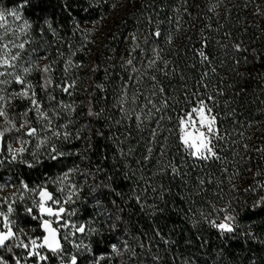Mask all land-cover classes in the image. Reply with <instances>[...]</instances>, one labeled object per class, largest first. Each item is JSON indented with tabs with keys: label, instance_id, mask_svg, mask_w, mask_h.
<instances>
[{
	"label": "snow or ice",
	"instance_id": "obj_1",
	"mask_svg": "<svg viewBox=\"0 0 264 264\" xmlns=\"http://www.w3.org/2000/svg\"><path fill=\"white\" fill-rule=\"evenodd\" d=\"M83 2L86 4V7L82 8L85 14L92 9L98 10L102 3L113 9L117 6L113 0ZM129 2L135 3L136 0ZM46 4L48 0H17L16 7L7 10L0 8V169L6 165H22L28 169H36L46 162L55 166L66 157L81 156L75 150L61 151L54 143L71 142L73 139V134L67 130L71 121L63 124L57 121L60 119L61 110L75 112V108L57 100L53 93L59 89L71 95L70 89L75 88V81L69 83L65 77L56 82L52 73L57 60L55 58L49 60L47 50L41 56L36 49L30 47L35 21L39 22L35 26L42 38L46 32L51 33L53 37H59L63 28V25L57 23L55 13L37 14V9L39 13H47ZM59 6L67 13L72 23L73 34L77 31L84 33L85 36L90 34L88 29L81 27L80 21L73 15L69 0H60ZM193 6L199 7L196 4ZM222 6L224 0H215L208 6V11L216 15L217 21ZM166 10H170L174 15L165 14L161 18L160 13H166ZM29 11L31 19L27 15ZM230 11L224 7L225 19ZM262 14L264 13H261L260 6L257 5L255 15ZM185 15L193 17L189 11V0H174L171 5L166 0H161L159 7L154 8L153 14L145 17L148 25L147 35L139 29L129 34L131 43L125 49L127 55L120 58L121 63L117 69L124 73L119 77L120 91L114 105L120 116L119 119L112 121L124 131L119 135L111 133L110 138L113 139L117 153L113 160L119 161L118 167L114 165L113 175L118 174L123 180L130 181L131 187L126 194L117 192L110 183L104 184L103 181L89 187V192H96L97 187L102 184L104 188L113 192L121 203L133 202L134 206L146 215L163 212L164 209L159 207V203H165V193L170 192V188H166L165 184L159 181L169 177L171 180L177 178L184 180L189 175L186 171L188 160L193 162V168L199 167L201 171L211 162L222 164L225 162V158L220 155V151L223 150L220 142L225 140L227 134L222 132L218 121L220 114L215 111L220 106L218 97L223 96L224 91L211 79L212 75L217 74L216 64L219 58L215 51L210 50V46L215 44L220 51L230 48L234 64L237 66L242 62L249 63V54L253 61L264 60V50L257 51L253 48L250 52L248 47L243 46L242 40L239 42L232 40L230 32L222 33L226 38L223 42L209 35L208 33H220L224 25L217 22L213 27L212 18L206 16L203 27L198 30L199 47L191 45L192 37H187L192 58L195 60V63L187 67L195 69L199 65L204 69L199 72L194 85L189 87L186 76L179 71L178 61L174 64L172 60L166 58L165 52V48L173 51L172 45L176 38L174 33L178 34L182 30L181 20ZM9 17L12 23H9ZM102 19L104 16L100 15L91 23H99ZM84 23L90 22L85 19ZM165 24L168 25L167 29L163 28ZM67 46L71 49V43ZM26 54L29 57L27 60L24 59ZM33 54L35 59H31ZM57 55L64 57V53L59 50ZM71 55L74 56L75 52H71ZM176 55L179 56V50H176ZM41 61L48 62L41 64ZM219 64L223 67V60H219ZM74 67L81 65L68 58L64 62L63 71L67 73ZM107 71L105 69L106 73ZM33 73L40 74V79L35 83L29 79ZM237 74L239 75L238 72ZM257 75L264 76V73ZM173 77L179 78L182 82L181 87L177 88L171 84ZM12 85L19 87L12 88ZM37 88L45 94L43 97L38 98ZM240 91L243 92L244 89ZM17 99L27 101V105L20 113L14 114L10 112V106ZM88 115L99 117L101 113L90 109ZM144 133L147 135L144 136ZM96 135L103 137L104 133L97 131ZM136 135L144 140L145 149L138 159L130 162L129 158L135 156V145L128 142L135 139ZM75 139H81L79 132ZM247 147L244 145L245 149ZM88 148H91V144ZM257 151L264 152V148ZM176 153H181L179 160L176 159ZM85 158L81 156V159ZM149 164L152 168H149ZM145 169L151 174L145 172ZM101 171L104 170L97 168V172ZM222 171L227 172L228 169L224 168ZM75 173H80L85 179L91 175L81 173L79 167L73 165L62 170L55 178L44 173L43 180L35 184H30L20 176L0 177L3 181L0 182V193L6 189L12 190L8 195H0V264H52L53 261L56 264H102V262L111 264L114 257L123 255L121 246L111 241L108 242L107 249H103L107 237L100 228L94 227L91 221L88 223L73 221L72 218L78 211L73 205L81 200L83 192L82 185L72 182L71 178ZM113 175H107L106 179L111 182ZM207 175L208 183L213 184L211 173ZM235 175H239V172L228 176L230 191L233 192L237 190V186L232 184ZM255 175L260 176L264 173L258 171ZM194 179L196 183L193 190H203L204 177L198 175ZM50 185L53 186L51 190ZM257 190L264 192V182H258L255 187L250 186L244 191ZM149 193L155 195L150 196ZM149 199H152V204H148ZM26 201L29 203H25ZM234 201L235 197L227 201L224 208L210 204V212L200 213L203 221L215 229L225 243L239 240L242 244L251 241L264 245V235L253 231L251 223L240 222L243 216H249L251 220L264 218V195L259 196L251 204ZM96 203L99 204V200ZM111 203L116 208V213L110 214L108 218L111 225L109 230L116 228V223L121 221L120 213L125 212V208L115 199ZM18 205L22 207L25 216L35 221L27 230L17 223ZM106 211L104 209L98 214L104 215ZM191 211L192 209H189V212ZM195 226L193 224V227ZM37 229L40 234L34 235ZM144 235L147 236V233ZM155 237H159L165 245L169 243L158 229L154 230L153 238ZM85 238L88 239L87 243ZM129 239L137 240L141 248L145 246L143 242H139V237L129 236ZM65 245L70 246L73 251H66ZM121 245L124 252L136 255L128 240L121 241ZM159 259L158 256L154 257V260ZM261 259L264 260V257ZM249 260L250 264H261L255 256H250ZM119 264H125V261L121 260ZM182 264H189L188 259ZM191 264L195 262L192 261Z\"/></svg>",
	"mask_w": 264,
	"mask_h": 264
},
{
	"label": "trees",
	"instance_id": "obj_2",
	"mask_svg": "<svg viewBox=\"0 0 264 264\" xmlns=\"http://www.w3.org/2000/svg\"><path fill=\"white\" fill-rule=\"evenodd\" d=\"M113 2L117 5L114 9L102 3L98 10L92 9L85 14L82 11V8L86 7L83 0H69L73 15L80 21L81 27L89 30L90 34L87 36L79 31L73 34L72 23L67 13L60 9V0H48V4L45 5L48 9L47 13H39V10H36L38 15L55 13L57 23L63 25L59 37H53L51 33L46 32L41 45L47 50L49 60L53 58L57 60L52 73L54 80L61 81L62 75L65 74L64 62L68 58H71L75 64L81 65L70 68L71 74L76 72H80L81 75L87 74V77L80 81L82 86L79 83L75 90L70 89L71 95L59 89L53 93L57 100L75 108V112L61 110L60 119L57 121L59 124L71 121L67 130L73 134V139L71 142L58 141V143L66 144L65 152L75 150L86 158L81 159V156L73 155L66 157L55 166L46 162L36 169L11 165L4 168V172L9 173L13 178L23 177L30 184L43 180L44 173L48 176L61 173L72 163L79 167L81 173H91L86 179L80 173H75V176H78L76 183L83 186L81 200L74 205L78 208L76 219L84 223L91 221L94 227L104 232L107 240L103 249H107L109 241L121 246L123 255L114 257L111 264H119L121 260L125 261V264H182L185 259H188L189 264L192 261L195 264H250V256H255L261 264H264V260L261 259L264 257V245L251 241L242 244L239 240L225 243L217 231L205 223L200 215L201 212L207 214L211 211L210 204L224 208L227 206V201L233 197L241 204H251L259 196L264 195V192L259 190L244 191L250 186L255 187L258 182H264V175H255L258 171L264 173V158H262L264 152L257 151L264 148V76L257 75L264 73V60L253 61L250 54L249 63L242 62L237 66L234 64L230 48L220 51L215 44L210 46V50L215 51L219 60L224 62L221 67L219 60L217 61V74L211 76V79L224 91V95L218 97L220 106L215 109L220 114L218 121L222 132L227 134L225 140L220 142L223 149L220 155L225 158L223 164L211 162L201 171L199 167L193 168V162L188 160L186 171L189 175L184 180L179 178L171 180L169 177L159 181L164 183L166 188H170V192L165 193V203L158 202L159 207L164 209L163 212H157L155 215H146L145 212L139 211L133 202L121 203L119 198L102 184L97 187L96 192H89L90 186H95L101 181L104 184L110 183L111 187L121 194H126L131 187L130 181L123 180L118 174L113 175L114 165L118 167L119 161L113 160L117 153L113 139L110 137L111 133L119 135L124 131L123 128H118L112 123L120 116L114 105L120 91L119 77L124 75L117 69L121 63L120 58L127 55L125 49L131 43L129 34L139 29L147 35L148 25L145 17L153 14L154 8L159 7L161 0H136L135 3H130L129 0H113ZM166 2L171 5L174 0H166ZM214 2L215 0H189V11L195 19L185 15L181 20L182 30L178 34L174 33L176 38L172 45L173 51L165 48L166 58L172 60L174 64L178 61L179 71L186 76L189 87L194 85L199 72L204 69L199 65L195 69L187 67L195 63L187 37H192L191 45L199 47L198 30L203 27L206 16L212 18L213 27L217 22L224 25L220 33H208L215 39L223 42L226 38L222 33L227 31L231 33L232 40L237 42L242 40L243 46L248 47L250 52L253 48L257 51L264 50V14L255 15L257 5L260 6L261 13H264V0H224V6L219 9L218 21L216 15L208 11V6ZM193 4L199 7H194ZM16 5L17 0H0L2 7H16ZM225 6L231 10L227 19L224 18ZM165 14L174 15L170 10H166V13H160L161 18ZM27 15L31 19V11ZM100 15H103L104 19L99 23H91ZM85 19L90 23L85 24ZM38 23V21L34 22L32 32L41 39L35 26ZM163 28L167 29L168 25L165 24ZM60 37L63 39L61 40ZM69 43L71 49L67 46ZM161 46H163L162 42ZM57 50L64 53L63 58L57 55ZM176 50H179L178 57ZM71 52H75V55L72 56ZM105 69L108 70L107 73ZM171 84L179 88L182 82L178 77H173ZM241 89L244 91L241 92ZM237 92L240 94L236 95ZM90 109L101 115L89 116ZM97 131L103 132L104 136H97ZM77 132L81 139H75ZM146 135L147 133H144V136ZM128 143L135 145V156L129 158L131 162L140 157L145 144L139 135ZM89 144L91 148H88ZM244 145L248 146L247 149ZM171 155L170 152L169 156ZM180 156L181 153H176L177 160ZM97 168L104 171L97 172ZM149 168H152L151 164ZM224 168L228 171L223 172ZM237 171L239 175L233 176L232 179V184L237 186V190L233 192L230 191L228 176ZM145 172H148V169H145ZM207 173H211L213 184L208 183ZM0 174L2 176L3 172L0 171ZM107 175H113L111 182L106 179ZM198 175L205 179L203 190H193V185L196 183L194 178ZM215 181L221 183L216 184ZM149 195L155 194L149 193ZM114 199L125 208V212L120 213L121 221L116 223V228L109 230L111 225L108 223V218L110 214L116 213V208L111 203ZM97 200L99 204L96 203ZM125 200H127L126 195ZM152 202V199L148 200V204ZM17 208L18 211L23 210L21 206ZM104 209L107 210L104 215L98 214ZM129 209L131 211H128ZM189 209L192 211L189 212ZM240 222L251 223L253 231L264 235V218L251 220L249 216H243ZM27 224L34 225L35 221L28 218L23 222V226ZM193 224L196 226L193 227ZM155 229H158L169 241L167 245L159 237L153 238ZM145 233L147 236L144 235ZM129 236L139 237V242H143L145 246L139 247L138 241L129 239ZM85 240L88 242L87 238ZM123 240H128L131 248L135 249V256L123 251L121 245ZM157 256L160 258L158 261L154 260Z\"/></svg>",
	"mask_w": 264,
	"mask_h": 264
},
{
	"label": "rangeland",
	"instance_id": "obj_3",
	"mask_svg": "<svg viewBox=\"0 0 264 264\" xmlns=\"http://www.w3.org/2000/svg\"><path fill=\"white\" fill-rule=\"evenodd\" d=\"M0 8H3V9H5V10H7V9H10V8H13V7H2V6H0ZM9 23H12V21H11V18L9 17ZM42 40H43V38H41V39H39V38H37L34 34H33V32H32V44H31V48H34V49H36V52L39 54V55H41V56H43L44 55V52H45V48H44V46H41L42 45ZM29 57H28V55L26 54L25 55V57H24V59L25 60H27ZM31 59H35V54H33L32 56H31ZM43 63H47V61H41V64H43ZM79 76V77H78ZM65 77L67 78V80L68 81H75V88H73L74 90L78 87V85H79V83H80V81H82L83 80V78H86L87 77V74H83V75H81V73L80 72H76V73H70V71L69 72H67V73H65V74H63L62 75V77H61V80H63V79H65ZM29 79H31L34 83L35 82H37L39 79H40V74L39 73H33V75L31 76V77H29ZM82 79V80H81ZM71 82H69V83H71ZM82 83V82H81ZM80 83V86H82V84ZM79 86V87H80ZM12 88H17L18 89V87L19 86H17V85H12L11 86ZM79 89H81V87L79 88ZM37 93H38V98H41V95H42V97H43V93H41L40 92V90H39V88H37ZM70 97H72V96H70ZM61 100H63V99H61ZM26 105H27V101H20V100H16L15 102H14V104L12 105V106H10V112H12V113H14V114H18V113H20L25 107H26ZM54 143H55V146L59 149V150H61V151H65V149H66V144L64 143V144H59L58 143V141H54ZM75 156V155H74ZM27 158V157H26ZM74 164L72 163L71 165H69V167H71V166H73ZM7 167V165L4 167V168H6ZM4 168H2V169H0V171L1 172H3V174H2V176H1V174H0V177H7V176H9L10 174L9 173H6V172H4ZM60 173H58V174H56V175H50V177H52V178H55L57 175H59ZM72 182H74V183H76V181H77V179H78V176H75V174H73V176H72ZM0 182H3L2 180H0ZM50 187H53V186H50ZM51 190V189H50ZM11 189H6L3 193H0V195H8V194H10L11 193ZM25 203H29L28 201H26ZM19 206V205H18ZM73 207H74V205H73ZM22 208V207H21ZM16 219H17V223L21 226V227H24L26 230L28 229V226L30 225V224H27L26 226H23V222L25 221V220H27L28 219V217L27 216H25L24 215V213H23V210H21V211H18V208H17V215H16ZM73 219V221L74 222H76V223H84V222H82V221H80V220H78V219H76V216L75 217H73L72 218ZM40 233H39V230L37 229V232L36 233H34V235H39ZM85 243H87L86 242V240H85ZM65 248H66V251H73L71 248H70V246H68V245H65ZM52 264H56V262H52Z\"/></svg>",
	"mask_w": 264,
	"mask_h": 264
}]
</instances>
